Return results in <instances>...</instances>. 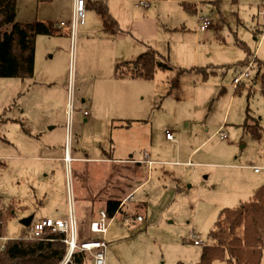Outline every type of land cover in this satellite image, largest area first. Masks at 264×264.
Wrapping results in <instances>:
<instances>
[{"label": "rangeland", "instance_id": "374dc122", "mask_svg": "<svg viewBox=\"0 0 264 264\" xmlns=\"http://www.w3.org/2000/svg\"><path fill=\"white\" fill-rule=\"evenodd\" d=\"M193 3L197 12L185 9ZM152 4L134 33L135 43L139 55L155 50L171 68L158 69L151 80L116 76L109 54L125 41H107L106 18L88 9L73 37L60 32L37 37L32 79L0 78V211L14 206L8 238L22 237V220L30 215L65 218L71 199L81 238L95 239L89 223L98 210L109 198L124 202L132 193L110 219L106 264H196L203 245H195L193 236L210 243L221 211L249 201L253 187L264 184V70L255 57L249 62L258 78L239 85L241 92L233 85L234 65L247 57L237 39L264 59V32H256L264 30V0ZM200 17L211 21L208 29H200ZM71 18L68 0H18L15 21L48 22L59 31ZM225 64L207 79L191 70ZM114 95L119 99L107 104L106 96ZM90 99L100 106L94 118ZM247 111L250 127L256 120L260 124L256 134L244 127ZM119 119L135 121L117 129ZM166 129L174 140L167 139ZM112 141L114 157L124 161L106 183L104 158ZM66 147L72 157L93 163L65 161ZM145 154L152 160L149 167L128 162ZM85 190L94 199L91 209Z\"/></svg>", "mask_w": 264, "mask_h": 264}, {"label": "trees", "instance_id": "16d2710c", "mask_svg": "<svg viewBox=\"0 0 264 264\" xmlns=\"http://www.w3.org/2000/svg\"><path fill=\"white\" fill-rule=\"evenodd\" d=\"M18 0H0V29L13 24L10 32L0 34V78L32 79L35 74L36 39L40 35H51L53 29L44 22L23 23L16 22ZM96 11L105 17L108 22L113 21L108 14L104 2H96ZM185 9L197 12V6L184 4ZM237 43L245 50L247 57L237 65H247L250 61L251 51L249 45L237 39ZM155 50H148L131 61L117 63L115 74L120 78H143L151 80L158 69L167 70L171 66L159 58ZM258 69L264 70V61H257ZM224 66H213L210 69L194 67L207 79ZM186 70V71H191ZM259 72L252 81L258 78ZM264 93V74L261 79ZM243 85V84H241ZM240 85V86H241ZM238 87L236 91L242 90ZM252 89H250V92ZM249 111V109H248ZM247 111V113H248ZM253 119L249 113L245 122V129L253 134L258 133L260 124L250 127L249 121ZM256 130V132H255ZM3 164V163H1ZM107 212L112 218L122 210L121 199L108 201ZM14 215V206L0 211V238H5L4 249L0 252V264H59L68 251L64 242V235L48 233L47 237L40 239L23 238L28 227H24L22 237L8 238V220ZM96 217L92 218L89 223ZM210 243L202 244L201 256L196 264H212L216 260H225L228 264H264V185L258 187L251 199L239 207L225 208L209 233ZM86 253H79L77 264H88ZM91 264V262H90ZM177 264H184L178 262Z\"/></svg>", "mask_w": 264, "mask_h": 264}, {"label": "crops", "instance_id": "0c3cea01", "mask_svg": "<svg viewBox=\"0 0 264 264\" xmlns=\"http://www.w3.org/2000/svg\"><path fill=\"white\" fill-rule=\"evenodd\" d=\"M42 1H46V0H42ZM47 1H53V0H47ZM68 1H69L71 16H72L73 10H74V0H68ZM161 1L165 2V1H169V0H87V9L92 14L99 15L98 12L96 11L95 7H94L96 2H104L107 6L109 17L113 21L108 22V21L104 20V31L103 32L105 33L106 40L110 41L113 37H116L117 38L116 40L125 41V45L120 51L117 50L118 48L116 50H115V48H114V50L112 49V52L109 54V58H108L109 64L110 63L116 64V63H121V62H125V61H131V60H134L135 58H137L139 56V53H138L139 47L136 46V43H135L136 38L134 36V33L137 30L138 25L140 24L141 18L142 17L146 18V16L150 14V7L153 6L152 3H157V2H161ZM146 4H148V5H146ZM193 4L198 7L197 3H193ZM197 10H198V8H197ZM39 22H43V21H39ZM62 22H64V21H62ZM44 23L47 24L48 22H44ZM58 32H60L62 35H65L67 37L70 36L68 29L63 28V27H61V30H59V31L53 30V33L51 35L58 34ZM256 32L257 33L258 32H264V30L258 29ZM41 36H49V35H41ZM127 37H129V38H127ZM250 51H251L250 60L253 57H255L257 61H264V59L259 58L257 50L253 51L250 48ZM239 62H241V61H239ZM248 64H249V62H248ZM247 65H237V67L235 66L233 68L236 70L235 72H237L235 74V76L237 74H239L241 71H243ZM218 66H220V65H218ZM221 66L225 67L227 65L225 64V65H221ZM35 67H36V61H35ZM252 71H254V69ZM254 75L252 74L251 79L245 80L243 82V85L245 87L248 86V84L252 82ZM107 76H108V78L111 79V72H109ZM125 79H121V80L116 79L115 81H125ZM224 89H226V87ZM238 92H241V90ZM119 97L120 96H118V95L106 96V102L108 104L109 100H116L117 101L119 99ZM101 100L103 103L105 102V99L102 98ZM84 101H86V100L83 99V102ZM88 104L90 105V108L92 110V113H90V114H93V118H94V116L96 115L100 106H99L98 102H96L95 100H92V99H90V102ZM119 120H121V122H122L124 119H119ZM134 121H135V119L134 120H126V122H122L121 124H119L117 129H122V128L127 129L130 126H132V123ZM168 140H170V139H168ZM114 145H115V143H114V141H112L110 152L109 153L105 152L107 154L106 155L107 157L104 159H105L107 167L105 170L106 173L105 174L103 173V175L105 176V182L106 183L108 182L109 178H111L110 176L112 175L114 169L117 170V168H115V167H120L121 163L124 161L121 158H115L114 157V151H115ZM67 151L69 153L66 157ZM69 157H70V159H69ZM63 158L65 159V161L66 160H68V162L72 161V163L73 162L84 163V161H90L91 160L88 157L87 158L72 157L71 152L67 147L65 148V156ZM91 161H92L91 163H93V160H91ZM149 161L152 162V160H150L149 155L145 154L140 160H129L128 162H136L139 165L143 164L142 165L143 167H149L151 165V164H149ZM92 167H94V166L92 165ZM121 167H123V166H121ZM254 170H255V168H254ZM255 172H257V171L255 170ZM262 185H264V184H262ZM260 186H261V184L254 186L252 194ZM118 189H120V188H118ZM88 193H89V191H86V190L83 193L85 195L84 196V202H85V205L91 209L92 204L94 202L93 201L94 199H93V196L91 198H88ZM129 195H132V199H133V194L131 193ZM114 199H120V198H116V197L109 198L106 201V205L98 210L97 216H95V217L96 218L98 217L99 211L107 210L108 201L114 200ZM123 201H125V199Z\"/></svg>", "mask_w": 264, "mask_h": 264}, {"label": "built area", "instance_id": "2783aa9c", "mask_svg": "<svg viewBox=\"0 0 264 264\" xmlns=\"http://www.w3.org/2000/svg\"><path fill=\"white\" fill-rule=\"evenodd\" d=\"M148 5V4H146ZM86 12H87V0H74V10L72 18L69 22H61L62 27H66L69 31L70 37H73L78 32L81 25L86 23ZM211 26V21L207 17H200V29L206 30ZM252 66L253 61L245 67L243 71L237 74L233 79V85L235 89L239 85L243 84L245 80H249L252 77ZM85 114H89L85 111ZM166 137L170 140H174L173 132L166 129ZM221 139H226L227 134L224 131H219ZM66 152V157L68 155ZM68 161V160H66ZM149 164L152 162L149 161ZM256 171H260L259 168H255ZM130 195L122 206L131 200ZM110 217L107 210L99 211V215L95 218L90 225V232L95 239L83 240L80 235V224L77 216V210L75 209L73 200L69 201V211L65 218H43L39 220H33L28 229L26 230L23 238L25 239H40L47 237L48 233H58L64 235V242L68 245V251L63 258L61 264H77L76 257L79 253H86L90 257L91 264H106V250L108 247L106 234L108 232ZM138 221H143L144 217L139 215L136 217ZM5 239V238H4ZM6 241V239H5ZM195 245H202L203 240L198 236H193ZM3 243L0 246V252L4 249Z\"/></svg>", "mask_w": 264, "mask_h": 264}, {"label": "water", "instance_id": "95a60500", "mask_svg": "<svg viewBox=\"0 0 264 264\" xmlns=\"http://www.w3.org/2000/svg\"><path fill=\"white\" fill-rule=\"evenodd\" d=\"M33 220L34 215H30L22 220V224L24 227H29Z\"/></svg>", "mask_w": 264, "mask_h": 264}, {"label": "bare ground", "instance_id": "6f19581e", "mask_svg": "<svg viewBox=\"0 0 264 264\" xmlns=\"http://www.w3.org/2000/svg\"><path fill=\"white\" fill-rule=\"evenodd\" d=\"M69 159H70V157H69ZM71 161V160H70Z\"/></svg>", "mask_w": 264, "mask_h": 264}]
</instances>
